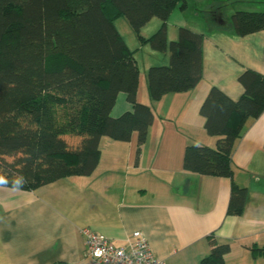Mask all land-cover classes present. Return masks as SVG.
<instances>
[{"label":"crops","instance_id":"crops-1","mask_svg":"<svg viewBox=\"0 0 264 264\" xmlns=\"http://www.w3.org/2000/svg\"><path fill=\"white\" fill-rule=\"evenodd\" d=\"M237 10L264 11V0H185L183 9L172 10L167 41L177 38L180 27L202 34L201 79L158 101L148 95L146 71L168 64L169 52L137 37L130 47L114 21L138 69L136 101L153 114L146 139L137 147L135 133L128 142L101 137L97 165L87 176H66L32 190L0 187V264H98L86 253L84 227L117 246L139 232L165 264H200L210 251L208 237L228 245L226 264H264V110L234 142L230 178L182 168L186 146L215 147L216 137L205 132L199 113L208 90L216 87L235 101L243 93L238 77L244 70L264 76V30L237 35L230 23ZM159 26L151 18L140 37ZM130 109L119 93L110 115ZM232 183L247 188L237 216L226 213Z\"/></svg>","mask_w":264,"mask_h":264},{"label":"trees","instance_id":"trees-1","mask_svg":"<svg viewBox=\"0 0 264 264\" xmlns=\"http://www.w3.org/2000/svg\"><path fill=\"white\" fill-rule=\"evenodd\" d=\"M185 0H0V176L32 190L71 175H90L101 137L144 143L153 120L149 106L136 101L138 69L114 26L124 18L141 44L169 52L166 65L146 71L148 95L158 101L185 92L201 79L202 34L180 27L167 41L166 22ZM151 18L159 28L143 39ZM240 36L264 30V11L237 10L230 16ZM237 100L211 87L199 108L215 147L188 145L182 168L204 176L230 178L231 153L245 123L264 110V76L250 69L238 77ZM131 109L112 117L116 96ZM75 137V143L66 138ZM16 188V187H14ZM247 188L231 184L226 213H242ZM210 251L200 264H226L227 244L208 237Z\"/></svg>","mask_w":264,"mask_h":264},{"label":"built area","instance_id":"built-area-1","mask_svg":"<svg viewBox=\"0 0 264 264\" xmlns=\"http://www.w3.org/2000/svg\"><path fill=\"white\" fill-rule=\"evenodd\" d=\"M86 253L98 264H165L152 253L145 237L136 232L126 246H117L105 235L88 227L81 229Z\"/></svg>","mask_w":264,"mask_h":264},{"label":"rangeland","instance_id":"rangeland-1","mask_svg":"<svg viewBox=\"0 0 264 264\" xmlns=\"http://www.w3.org/2000/svg\"><path fill=\"white\" fill-rule=\"evenodd\" d=\"M247 8H251V6L249 4L246 5ZM116 21V27L122 32L127 44L134 48V43H137V40H136V35L134 34V32L130 29V27L128 26L127 22H125V19L124 18H118L115 20ZM126 27H129L128 29L129 30H126L127 28ZM109 139V138H107ZM66 140L69 142V143H75V141L77 140V138L75 137H67ZM134 142H135V138H134Z\"/></svg>","mask_w":264,"mask_h":264},{"label":"clouds","instance_id":"clouds-1","mask_svg":"<svg viewBox=\"0 0 264 264\" xmlns=\"http://www.w3.org/2000/svg\"><path fill=\"white\" fill-rule=\"evenodd\" d=\"M25 177L23 175H20L13 181V186L17 188V190L21 189L23 185L26 183ZM8 181L3 177L0 176V187H5L7 186Z\"/></svg>","mask_w":264,"mask_h":264}]
</instances>
